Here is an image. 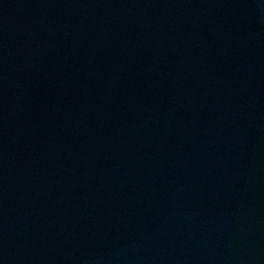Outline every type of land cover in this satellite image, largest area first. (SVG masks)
Masks as SVG:
<instances>
[{"label": "water", "instance_id": "water-1", "mask_svg": "<svg viewBox=\"0 0 264 264\" xmlns=\"http://www.w3.org/2000/svg\"><path fill=\"white\" fill-rule=\"evenodd\" d=\"M0 264H264V0H0Z\"/></svg>", "mask_w": 264, "mask_h": 264}]
</instances>
